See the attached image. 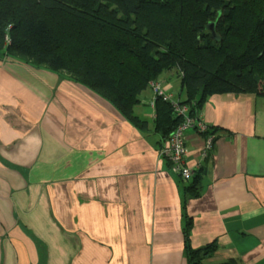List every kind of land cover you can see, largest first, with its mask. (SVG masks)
<instances>
[{
  "label": "crops",
  "instance_id": "crops-1",
  "mask_svg": "<svg viewBox=\"0 0 264 264\" xmlns=\"http://www.w3.org/2000/svg\"><path fill=\"white\" fill-rule=\"evenodd\" d=\"M173 72L159 80L176 100ZM152 98L139 95V129L62 72L0 59V264H187V216L192 247L217 243L205 264H264V96L204 102L213 142L203 158L206 136L184 131L187 164L206 162L187 201L192 176L160 153Z\"/></svg>",
  "mask_w": 264,
  "mask_h": 264
},
{
  "label": "trees",
  "instance_id": "trees-1",
  "mask_svg": "<svg viewBox=\"0 0 264 264\" xmlns=\"http://www.w3.org/2000/svg\"><path fill=\"white\" fill-rule=\"evenodd\" d=\"M0 58L62 72L139 129L147 126L135 114L139 95L174 71L180 98L173 100L198 119L211 95L264 96V0H0ZM151 101L161 149L183 114L161 96ZM205 164L184 185V201L201 195ZM191 228L187 216L185 259L205 264L217 243L192 247Z\"/></svg>",
  "mask_w": 264,
  "mask_h": 264
},
{
  "label": "built area",
  "instance_id": "built-area-1",
  "mask_svg": "<svg viewBox=\"0 0 264 264\" xmlns=\"http://www.w3.org/2000/svg\"><path fill=\"white\" fill-rule=\"evenodd\" d=\"M160 80L149 82L150 89L154 96H161L164 100L173 101L175 108L179 114H183V120L179 123L174 131L171 133L168 142L160 149L162 156L167 157L170 161L171 168L181 177L182 180H188L193 175L197 167H190L186 162V148L184 131L193 127L199 133H205L208 130V125L199 116L194 119L187 115V108L184 106H177L175 100L172 99L171 93L162 86ZM153 103V102H152ZM213 142V135L207 134L205 138V146L201 152V157H206L207 151L211 148Z\"/></svg>",
  "mask_w": 264,
  "mask_h": 264
},
{
  "label": "rangeland",
  "instance_id": "rangeland-1",
  "mask_svg": "<svg viewBox=\"0 0 264 264\" xmlns=\"http://www.w3.org/2000/svg\"><path fill=\"white\" fill-rule=\"evenodd\" d=\"M0 59H2V58H0ZM163 87H164V85H162Z\"/></svg>",
  "mask_w": 264,
  "mask_h": 264
},
{
  "label": "water",
  "instance_id": "water-1",
  "mask_svg": "<svg viewBox=\"0 0 264 264\" xmlns=\"http://www.w3.org/2000/svg\"><path fill=\"white\" fill-rule=\"evenodd\" d=\"M210 26V25H209ZM210 28H211V26H210Z\"/></svg>",
  "mask_w": 264,
  "mask_h": 264
}]
</instances>
